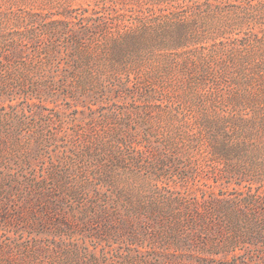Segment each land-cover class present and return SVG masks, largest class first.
Returning <instances> with one entry per match:
<instances>
[{"label": "rangeland", "instance_id": "obj_1", "mask_svg": "<svg viewBox=\"0 0 264 264\" xmlns=\"http://www.w3.org/2000/svg\"><path fill=\"white\" fill-rule=\"evenodd\" d=\"M1 142L11 173L41 149L19 177L52 201L85 197L37 228L0 188V264H264V217L227 202H264V0H0ZM94 197L150 231L96 238Z\"/></svg>", "mask_w": 264, "mask_h": 264}, {"label": "trees", "instance_id": "obj_2", "mask_svg": "<svg viewBox=\"0 0 264 264\" xmlns=\"http://www.w3.org/2000/svg\"><path fill=\"white\" fill-rule=\"evenodd\" d=\"M14 55H18V54H14ZM18 56H20V54ZM3 145L4 143L1 142L0 146H3ZM26 155L28 156L25 158L14 157V165L18 169V171L14 173L10 172L11 168H9L8 166L9 161H4V160L0 161V169L2 168L0 170V188H3V189L7 188L11 195H13L14 192L19 193V194L28 193L27 195H29V197L24 199L23 200L24 202H22L23 210L28 211V216L30 217V220H31L30 223H27V225H30L32 227H37V228L43 227L44 225L53 226L55 217H59V214L56 213V210H57V207H59V204L63 205L64 203L68 202L70 206L69 210H71L72 212L79 210L81 206L80 208H78L77 207L79 206L78 203L79 201L84 200L85 195L81 193L78 194L76 191L69 192V196H66V195H64L63 197L57 196V199L54 202V200L52 201V196H53L52 192L54 191L53 190L49 191L48 189H45L44 186L42 185V182L36 180L34 176L25 175V176H20L21 178L19 177V174L25 172L27 169L35 170L33 168L34 161L35 159L38 160L40 158L41 149H39V147L36 146L35 148L30 149V151H28ZM72 163L73 165H76V164L81 165L80 162L78 161H74ZM63 169L66 175H62V177L75 176L72 170H68L66 166H63ZM81 169L82 168H80L79 170ZM98 170L100 169L98 168ZM100 200L101 198L99 199L95 198V201L92 202V199H91L89 210L82 212L81 216L79 217L81 221V226H83L84 223H87V224L94 223L95 225H97L99 227V230L95 234L96 238H99L104 234L112 235L113 237L118 238L122 236L125 232H130L129 239L133 245L136 243V241L139 242L145 238V235H147L148 231H150V227H151L150 224L142 223L141 224L142 226H138V224L134 226L135 221L133 219L132 220L130 219L131 221L128 219L131 217V214L129 212H127L126 214L127 218L124 219L116 211H112V210L109 211L108 206H107V203L109 202L108 198L106 197L104 198L103 206L99 205ZM31 201H34V206H38L37 209L30 208L29 203ZM227 202L228 204H232V205L242 204L244 205V207L246 206L247 208L253 209V211L255 209L256 210L259 209L260 211L259 215L264 217V202L263 204H261V208H260L259 207L260 205H258L257 199L250 196V194L242 197L239 200H228ZM215 203H217V201L213 200L209 204L212 205ZM15 208L12 209L13 211L12 213H16V215L14 216V221L21 223L23 220L22 214H19V210H18L19 208H17L15 212ZM96 208H99V210L96 211ZM90 210H93V211H90ZM192 212H193V215L191 217V221L182 222V224L188 223V225L191 226L189 228L191 232H190V236H188V241H192V239H194L196 236L197 230L201 232L205 226L204 220H200V222L197 221L196 209L193 210ZM255 217H257L256 214H254V218ZM65 227L67 228V230L69 229L71 230L70 226L65 225ZM192 231H196V232H192ZM210 257L212 258L213 255L212 256H201L199 258V264H207L206 262L210 260ZM143 258L144 259L142 260V264H167V263L171 264L173 263L171 262V260H166L164 256H160V258H157L155 260L146 259V257L144 256ZM152 261L154 262L152 263ZM176 263L181 264L180 262H176Z\"/></svg>", "mask_w": 264, "mask_h": 264}]
</instances>
